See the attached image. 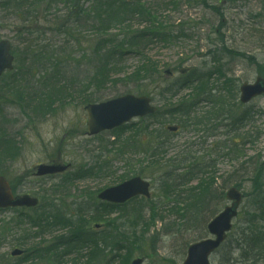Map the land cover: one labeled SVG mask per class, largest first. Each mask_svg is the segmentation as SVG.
I'll return each mask as SVG.
<instances>
[{
  "label": "rangeland",
  "instance_id": "rangeland-1",
  "mask_svg": "<svg viewBox=\"0 0 264 264\" xmlns=\"http://www.w3.org/2000/svg\"><path fill=\"white\" fill-rule=\"evenodd\" d=\"M1 1L0 40L11 41L16 64L13 71L0 79V175L9 179L16 193L39 198L45 208L51 204L50 213L56 212L57 205H60L63 213L79 218L85 230L115 231L108 229L104 222L122 217L113 227L122 223L130 231L134 243L125 245L131 247L132 255L124 250L105 251L103 264H131L137 257H144L143 264H183L188 246L200 238L209 237L208 220L228 204L222 193L233 184L234 171L249 168L248 175L252 177L264 165V96L247 105L239 100L240 85L253 83L260 65L264 64V0H180L177 9L166 8L170 0H144L146 4L161 5L160 11L157 9V18L173 31L175 37L174 42L155 43L145 51L158 62L161 71L172 68L173 79H176L180 67L206 70L218 67L212 63L214 53L220 58L221 86L229 96L222 95L227 102L222 110L224 115L215 119L214 113L208 115L212 106L203 99L209 98L208 92L215 88L217 81L205 82L203 89H200L201 84L180 89L167 97L161 93L163 87L156 79L149 84L117 80L126 78L125 75H130L142 63L139 54L130 53L120 61L123 71L111 78L114 82L98 89L91 82L96 66L88 62V49L99 37L95 28L80 22L74 27L79 41L56 31V24L66 19L63 15L69 13L72 5L65 0H52L51 5V0H41L24 6L20 1L13 9L9 5L2 6ZM214 7L220 12L216 13ZM51 26L54 31L49 30ZM143 27L144 24L136 26L137 29ZM43 46V50L48 48L54 52L55 61L44 65L39 63L40 50L31 53ZM66 57L75 60L68 62L64 70L59 67L58 76L54 65ZM58 87H65L64 93L56 92ZM126 94L149 95L162 112H167L172 104L200 99L201 104L195 110L208 115L205 119L210 121L206 123L208 125L184 128L169 136L172 144L168 148L167 142L165 149L168 152L160 156L159 165L151 164L147 151L156 145L155 141H164L159 138L162 132L159 125L165 122L163 118L155 120L156 124L135 119L116 131L86 135L85 99L92 97L91 102L99 103ZM50 97L53 98L52 107H44L43 113L38 111L39 103H49ZM242 112L251 113V117L235 124ZM143 141L144 144L140 145ZM176 156L185 162L184 165L181 162L182 169L190 162H203V172L193 175L182 188L189 191L200 182L207 183L210 185L208 190L214 189L215 192L209 205L193 211L197 205L190 204L189 193L174 205L175 193H166L162 188L164 165L170 157ZM39 164L68 165L69 169L64 175L36 177ZM135 176L151 180L152 201L140 203L141 200L135 199L110 214L96 205L101 190ZM243 184L244 192L250 193L253 189L250 180ZM198 196L201 198L204 193ZM97 209L102 212L94 216ZM242 209H248L246 200ZM25 213L28 217H37L34 210ZM101 223L102 228H95ZM30 227L19 218L17 211H0V260L4 262L1 264L17 261L11 257L16 248L30 250L28 255H35L36 250L31 249L54 243L56 238L75 229L54 228L31 238L27 233L37 229ZM122 227L118 229L121 232ZM239 232L240 229H234L232 238L238 237ZM233 247L235 244L231 242L225 244L212 256V264H225L228 258L239 257ZM59 251L60 248L56 250ZM80 253L64 256L58 264H91V259L85 256L89 255L88 250ZM24 264L57 263L34 257Z\"/></svg>",
  "mask_w": 264,
  "mask_h": 264
},
{
  "label": "trees",
  "instance_id": "trees-1",
  "mask_svg": "<svg viewBox=\"0 0 264 264\" xmlns=\"http://www.w3.org/2000/svg\"><path fill=\"white\" fill-rule=\"evenodd\" d=\"M79 1V0H75ZM91 6L89 9V16L88 21L91 23L93 28L96 29L97 34L100 36L97 44H95L91 48V52L88 55V62L91 65L96 66L94 76L91 80L92 84L101 89L104 87L108 82H114L111 78L114 74L120 72L119 63L123 56L130 52H141L145 49L153 40H159L160 42H167L170 37L166 30H163V24L157 23V16L159 15V11L161 5L153 3L145 4L143 0H90ZM168 1V5L174 6L177 4L176 1ZM159 11H158V10ZM145 24L142 29H137L135 26ZM169 37V38H168ZM85 56V55H84ZM83 56V58H84ZM54 54H43L39 53V63H43L44 65L47 63H51L55 61ZM71 60H75L72 57H66L65 59H59L54 67L56 68V72L58 76H60L59 67L67 66L68 62ZM145 64H143L140 68L134 71L130 76L132 79L135 80H148V78L155 73H157L160 77V72L156 63H153L152 59L145 57ZM78 61L77 63H79ZM193 70V69H192ZM191 70V72H192ZM190 72V73H191ZM189 76L181 77L177 83L174 84H167L164 88V92L174 90L176 85L181 83H186L189 79ZM52 79V77H51ZM207 79V78H206ZM210 77L207 79L209 80ZM121 80V79H118ZM61 81V80H60ZM65 87H58L55 91L58 93H64ZM55 96V95H52ZM213 98L219 100L221 103L224 99L222 98V94L215 97L211 95ZM85 101L91 102L92 97H88ZM199 101V100H197ZM43 103H39L38 111L44 112V107H52L53 105V98L50 97L49 103L46 104L48 101H42ZM45 103V104H44ZM188 106L184 103L177 104L176 108L171 111V115L180 114L189 115L191 114L189 110L183 112ZM183 112V113H181ZM218 112V111H217ZM152 115V118L157 117L158 114ZM241 117L235 123H239L245 120L246 112L240 114ZM216 117V116H215ZM205 118V116H203ZM204 121L205 119H200ZM208 121V120H206ZM168 142L169 139H166ZM163 144L159 143L157 146L150 150V159H152L153 164L159 165L158 159L160 156L166 153V150L162 151ZM177 160H180L178 157H170L165 163V170L163 171V175L161 177V184L165 189L166 193H171L173 191L175 193V199H173V204L179 203L184 200L183 196H186V193H189V198L192 199L190 203L193 207L197 205L193 211L197 208L202 207L205 204H208L211 201L212 197L214 196V191L208 190L210 185L207 183L200 182L199 185L194 188L190 189L189 191L183 190L182 186L185 185L190 181L192 176L187 177L184 173L178 174V172L184 170L182 169L181 160L180 163H176ZM184 165V164H183ZM197 163L190 162L188 164L187 170L196 169ZM264 165L260 166L258 171L250 177L248 174L250 172L249 168L243 170L242 168H237L234 171V183H237L238 186H243L244 182L250 180L253 189L250 193L246 194V202L248 203V209L243 210L237 219V223L235 224L233 229H240L239 234L237 233L238 237L235 239L232 238L233 234L231 235L228 242L235 244V249L239 253V257L228 258L225 261V264H264ZM238 174V175H237ZM239 176V177H237ZM241 176V178H240ZM176 189V190H175ZM175 190V191H174ZM204 193V196L201 198L198 196L200 193ZM224 196V193H222ZM221 198V197H219ZM218 198V199H219ZM182 199V200H181ZM140 203H144L141 201ZM209 205V204H208ZM207 205V206H208ZM43 206V205H41ZM39 207L36 212L37 217H33L29 215L23 216V214H19V218H23V222L30 224L32 229L33 227H39L44 229L43 227H49L50 224L53 226H69L68 228H75L72 231L69 237L61 238L57 240V244L55 246H60L65 248V253L70 254L74 251L77 246L89 243H96L94 247L91 248L92 256H96V252L100 253V249L98 248L97 242L94 237L96 233L91 232L88 237L84 231L81 229L85 227L79 218H75L74 215H67L63 213L60 208H57L56 215L52 222L50 219L48 220L46 217V211L43 208ZM119 207V206H117ZM116 205L106 204L105 212L108 214L115 212ZM120 209V208H117ZM80 215V213L78 212ZM51 217V216H50ZM196 219V217H193ZM154 219V218H153ZM122 217L112 218L110 222H108V229H115V231H109L104 234L105 238L101 239L106 247L118 246L119 248H126L124 245L125 243H134L130 239V231L127 230L126 226L122 225V223L117 226L113 227L116 222L120 223ZM155 220V219H154ZM157 220V219H156ZM204 222H206L204 220ZM123 229V232L119 231L118 229ZM1 229V228H0ZM85 229V228H84ZM44 231V230H42ZM92 231V230H91ZM91 247V246H90ZM128 252H132L131 247L128 246ZM66 254V255H67ZM100 262L98 259L97 263ZM17 264V263H14ZM20 264V263H18Z\"/></svg>",
  "mask_w": 264,
  "mask_h": 264
},
{
  "label": "water",
  "instance_id": "water-1",
  "mask_svg": "<svg viewBox=\"0 0 264 264\" xmlns=\"http://www.w3.org/2000/svg\"><path fill=\"white\" fill-rule=\"evenodd\" d=\"M11 45L9 41L0 42V76L6 69H12L13 56L10 55ZM241 100L248 102L255 96L264 93V78L258 77L253 84L244 83L241 87ZM151 99L147 97H136L128 94L116 99L98 104H90L86 107L88 113L89 134H96L106 129H112L132 120L134 117L145 116L156 111L150 105ZM175 130V128H171ZM63 170L53 165H41L38 167V175L56 173ZM150 184L140 177L133 178L116 187L103 191L99 197L115 203H123L137 195L150 196ZM227 197L233 200L231 206L216 216L208 225L209 231L216 238L206 239L192 244L188 249V256L184 264H210L209 256L215 251L226 237V232L231 229V221L237 215V208L241 202L242 195L236 188H231ZM38 200L29 195L14 197L9 182L0 176V207L11 206H36ZM15 251L13 254H20ZM142 259L134 260L133 264H142Z\"/></svg>",
  "mask_w": 264,
  "mask_h": 264
}]
</instances>
